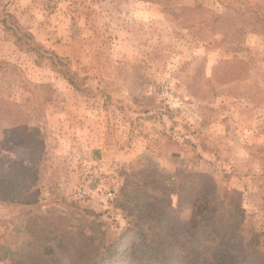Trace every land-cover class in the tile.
<instances>
[{"label":"rangeland","instance_id":"1","mask_svg":"<svg viewBox=\"0 0 264 264\" xmlns=\"http://www.w3.org/2000/svg\"><path fill=\"white\" fill-rule=\"evenodd\" d=\"M47 31L75 45L74 65L43 43ZM2 40L0 178L19 197H0V264H205L190 258L196 246L172 247L194 241L154 228L157 214L159 226L218 224L246 252L236 263L264 264V0H0ZM43 62L77 74L104 110L108 152L84 158L65 144L52 156ZM128 148L147 150L117 157ZM84 175L115 197L77 199ZM199 175L215 186L210 208L196 200Z\"/></svg>","mask_w":264,"mask_h":264},{"label":"crops","instance_id":"2","mask_svg":"<svg viewBox=\"0 0 264 264\" xmlns=\"http://www.w3.org/2000/svg\"><path fill=\"white\" fill-rule=\"evenodd\" d=\"M25 21V19H24ZM47 37H52L51 40H47ZM67 38L64 37L61 43L56 42V36H48V31L44 39L42 40L47 47L52 48L60 57H70V61L74 65L75 63V45L68 44ZM55 41V42H54ZM9 42L0 41V50L2 57V50L4 47H10ZM78 60V59H77ZM42 70L39 79H42V83H50V79L45 80L46 71L52 73L54 83V99L49 100L44 110V123L47 128L44 136L45 142L53 143L48 145L52 148V156L56 158H64V154H67L68 150H65L66 145L70 147V150H75L74 156L79 157H95V154H105L108 152V128L109 123L105 121L104 110L95 105V101L85 96L84 94L72 89L71 85L66 81L57 71L50 67V64L38 65ZM27 98L31 97V93H23ZM21 95V96H23ZM30 95V96H29ZM23 108V107H22ZM30 109V108H29ZM26 109V113H30V110ZM32 110V109H31ZM31 122L27 124L30 126ZM45 131V130H44ZM66 144V145H65ZM146 148H128L123 155L117 156L118 158L131 159L138 158L146 153ZM160 153V152H159ZM157 158H178L175 154L164 157L157 154ZM169 162V161H168Z\"/></svg>","mask_w":264,"mask_h":264},{"label":"trees","instance_id":"3","mask_svg":"<svg viewBox=\"0 0 264 264\" xmlns=\"http://www.w3.org/2000/svg\"><path fill=\"white\" fill-rule=\"evenodd\" d=\"M19 25V24H18ZM30 40L32 39V42L35 44V40L33 38L32 35L29 34L28 37ZM36 45V44H35ZM39 48V46H37ZM42 51L44 53H46L47 55H49L48 57L50 58L52 56V58H56L57 56L50 52V51H46L44 49H42ZM51 55V56H50ZM60 61H62L60 59ZM61 63V62H60ZM63 64H60V67H63ZM57 65H54V68H57ZM60 74L67 79V81L70 83L71 86H73L76 91L80 92L83 94V90L77 85L76 83V76L77 74H75L74 72H72L71 70L67 69L64 72L60 71ZM51 99V95L49 97V99L46 100V103H48V101ZM14 107V106H12ZM11 107V108H12ZM24 113V112H23ZM21 115H25L26 113ZM18 115V113H14V115L12 116V118H10L12 122H10L11 126H14V119L15 116ZM31 120V117L28 118L25 123H28ZM15 134V133H14ZM198 182L197 185V190L195 192V196L197 197L196 200H201L202 201V205H205L206 208H210L213 206V202L210 200L209 197L213 196L215 194V186H213L212 190H208L207 187L204 186V183L202 182V180L207 179L208 177L205 175H199V177H196ZM189 186V185H188ZM187 186V187H188ZM18 186L16 185V182L12 180L11 176H8L7 178H0V197H2L4 200H8V202L10 204H14L16 202V199H18L19 195L17 192V188ZM22 191H25L24 195L21 196L23 197V199H26V197L28 196V191L27 188L23 189ZM194 196V197H195ZM156 200L158 203H160L161 205L163 204V201L159 200V199H154ZM199 201H197L196 203H198ZM28 203V202H25ZM193 203V202H192ZM170 206L172 205V202H170V204H168ZM205 212V209H203V213ZM155 219H157V224L154 228H161V229H165L167 231V233H175L174 237H180L183 234H187L188 235V240L191 242L192 240L194 241V244H191L189 242H176L172 244V247L175 250H182L184 248H186L188 245L190 246H196V249L193 251L194 255L192 257V254L190 255V258L193 259V261H197L198 263L200 262L201 259L204 260V263L207 264L208 260L205 257L206 255H209L212 257L211 262L213 264H238L236 262H238V260L243 261L244 260V256L246 254V252L243 249H239L237 248L236 244L238 243V241L234 238L232 240V242H229L225 239V236L228 234V232L225 231H218L216 229V227L218 226V224H213V223H208V224H204L201 225L200 223H181L179 221V218L177 217V219H174L175 222H171L170 224H163L161 226L160 223L162 221H165L164 218H158L160 217V214L155 215ZM141 228L142 229V221L140 223ZM158 225V226H157ZM154 228H152L154 230ZM234 230H237L236 227H233ZM143 230H141L140 232H142ZM197 233V238L201 239L203 238H209L208 240H206V242H203L202 240H196L195 238H191V234L193 235V233ZM173 237V236H172ZM173 237V238H174ZM227 242V243H226ZM155 246L156 247H162L163 244L162 243H158L155 242ZM224 254H227L228 256H224ZM154 256V254H153Z\"/></svg>","mask_w":264,"mask_h":264},{"label":"built area","instance_id":"4","mask_svg":"<svg viewBox=\"0 0 264 264\" xmlns=\"http://www.w3.org/2000/svg\"><path fill=\"white\" fill-rule=\"evenodd\" d=\"M83 182L84 183L75 190V197L79 200H88L91 199L93 195H99V194H102L106 196L108 199L112 200L116 195L113 188L103 189L101 185H95L94 183L95 179H93L92 176L89 177L84 175ZM59 187H63V185L60 184Z\"/></svg>","mask_w":264,"mask_h":264}]
</instances>
